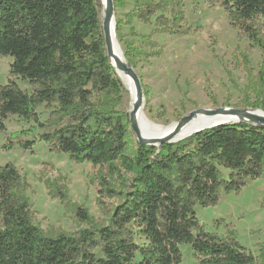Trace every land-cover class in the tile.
Here are the masks:
<instances>
[{
    "label": "trees",
    "instance_id": "trees-1",
    "mask_svg": "<svg viewBox=\"0 0 264 264\" xmlns=\"http://www.w3.org/2000/svg\"><path fill=\"white\" fill-rule=\"evenodd\" d=\"M129 2L132 9L115 27L128 66L144 52L122 39L124 26L154 20L152 33L142 37L152 51L156 34L191 33L184 23L183 0H113L114 10ZM99 3L0 0V57H11L10 75L32 87L28 93L13 81L0 86V132L16 117L33 126L9 141L41 131L19 142L22 150L44 143L75 164L132 176L122 179L121 191L101 179V193L120 200L104 224H95L84 205L69 199L61 180L45 181L48 196L83 225L72 233L47 234L33 221L24 195L29 185L12 163L0 166V264H182V246L190 247L198 264H264V242L255 257L231 228L224 237L206 232L195 212L197 206L213 207L222 194L239 193L248 181L264 176V126L218 125L174 144L137 142L132 150L129 115L119 109L123 88L106 53ZM211 3L262 53L257 74L250 69L246 74L254 108L264 111V0ZM40 109L48 112L43 122ZM13 147L8 144L4 150Z\"/></svg>",
    "mask_w": 264,
    "mask_h": 264
},
{
    "label": "rangeland",
    "instance_id": "rangeland-1",
    "mask_svg": "<svg viewBox=\"0 0 264 264\" xmlns=\"http://www.w3.org/2000/svg\"><path fill=\"white\" fill-rule=\"evenodd\" d=\"M100 9L101 5L98 11L103 30ZM131 9L132 3L129 2L123 8L114 10L115 23L124 22L125 14ZM182 11L184 23L191 33L184 36L156 34L152 38L157 44L155 51L146 47L142 39L152 33L154 20L150 25L134 21L131 26H124L121 30L125 42L144 52L137 56L135 64L130 67L147 92L143 98V110L149 120L156 125L169 126L200 109L263 111L254 108L255 97L248 89L246 74L247 69L252 70L253 74L259 71L262 62L260 49L232 29L226 14L211 0H183ZM119 46L123 53V47ZM153 52L158 54L153 55ZM12 61L11 57H0V86L13 81L21 90L31 93L32 87L27 81L10 75ZM114 73L123 88L119 109L129 114L132 109L131 97L118 72L114 70ZM38 113L42 122L47 119V111L40 109ZM4 125L5 130L0 132V166L12 163L29 185L24 195L28 199L34 223L44 233H72L83 227L71 213L64 210L58 200L48 196L45 181L61 180L68 189L69 199L84 205L95 224L107 222L120 200L101 193L100 181L105 179L111 188L121 191L124 190L122 179L130 180V174L121 171L119 176H111L106 167L75 164L65 154L50 152L44 143H37L32 151L22 150L19 142L31 140L41 131L36 129L28 136L9 141L12 134L28 130L33 123L27 124L10 117ZM129 132L131 149L135 150L137 137L130 128ZM8 144H14V147L5 151L4 147ZM263 198L264 176H261L248 181L239 193L222 194L215 206H197L195 212L206 232L224 237L231 228L238 243L257 257L259 245L264 242ZM135 241L142 244L139 239ZM180 250L182 264H198L189 246H182Z\"/></svg>",
    "mask_w": 264,
    "mask_h": 264
},
{
    "label": "bare ground",
    "instance_id": "bare-ground-1",
    "mask_svg": "<svg viewBox=\"0 0 264 264\" xmlns=\"http://www.w3.org/2000/svg\"><path fill=\"white\" fill-rule=\"evenodd\" d=\"M100 5V17L102 19V25L103 28L107 30L108 41L112 48L111 60L115 65L121 82L131 97L130 106L132 108L136 102V91L134 89L132 76L130 74L123 73L120 69L122 64L127 65V63L116 39L114 17L107 20L108 4L106 0H100ZM143 105L144 100H142L138 111L132 116V121L138 126L140 136L144 140L166 137L175 131L176 135L174 141H181L191 133L203 128L216 126L222 123H237L242 121L240 115H235L231 112L224 111L216 115H206L203 113L197 114L190 121L183 122L180 127L177 126V122L170 124L169 126L156 125L152 123L146 116L143 110ZM248 112H253L258 116L264 117V113L251 110H248Z\"/></svg>",
    "mask_w": 264,
    "mask_h": 264
},
{
    "label": "water",
    "instance_id": "water-1",
    "mask_svg": "<svg viewBox=\"0 0 264 264\" xmlns=\"http://www.w3.org/2000/svg\"><path fill=\"white\" fill-rule=\"evenodd\" d=\"M107 4H108V14H107V20L108 19H112L114 16V6H113V0H106ZM116 25V23H115ZM103 37H104V42H105V48H106V53L108 56V59L110 61L111 66L114 68V70L116 71L115 65L111 60V55H112V48L109 44L108 41V33L107 30L105 28H103ZM119 44V43H118ZM120 47V46H119ZM121 71L125 74H130L132 76V81H133V85H134V89L136 91V102L133 105L131 111L129 112V121H130V130L136 135L137 137V142L140 145H152V146H156L158 147L160 144H174L177 143L179 141H174L176 132L174 131L173 133H171L170 135L166 136V137H162V138H153V139H149V140H144L141 138L140 133H139V129L138 126L132 121V116L138 111L140 104L144 98V94H143V88H142V84L140 79L138 78V76L136 75V73L134 72L133 68L128 66V64H122L121 65ZM224 111H228L231 112L235 115H240L242 118V121L237 122V123H222L219 125H224V124H238V123H250L253 126H264V117L258 116L256 114H254L253 112L249 113L248 110H236V109H230V108H224V109H216V110H212V109H200V110H194L192 112H190L188 115L184 116L183 118H181V120L179 122H177V126L180 127L183 122H188L190 121L195 115L203 113L206 115H216L219 113H222ZM251 111H256V112H260V113H264L261 110H251ZM218 126V125H216ZM216 126H212V127H216ZM212 127H208V128H203L200 130H197L193 133H191L190 135H188L186 138L190 137L193 134H196L202 130L205 129H210ZM184 138V139H186ZM183 139V140H184ZM182 141V140H181Z\"/></svg>",
    "mask_w": 264,
    "mask_h": 264
}]
</instances>
